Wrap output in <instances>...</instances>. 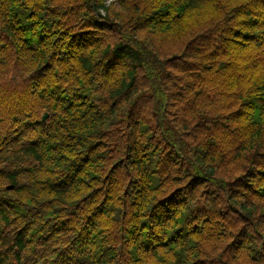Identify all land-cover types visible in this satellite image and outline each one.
<instances>
[{
    "label": "trees",
    "instance_id": "trees-1",
    "mask_svg": "<svg viewBox=\"0 0 264 264\" xmlns=\"http://www.w3.org/2000/svg\"><path fill=\"white\" fill-rule=\"evenodd\" d=\"M0 264H264V0H0Z\"/></svg>",
    "mask_w": 264,
    "mask_h": 264
},
{
    "label": "water",
    "instance_id": "water-1",
    "mask_svg": "<svg viewBox=\"0 0 264 264\" xmlns=\"http://www.w3.org/2000/svg\"><path fill=\"white\" fill-rule=\"evenodd\" d=\"M46 116H47V113H44V114H43V119L46 118ZM7 187L10 188V187H12V185H9V186H7Z\"/></svg>",
    "mask_w": 264,
    "mask_h": 264
}]
</instances>
